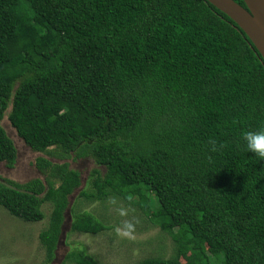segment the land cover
Returning <instances> with one entry per match:
<instances>
[{"label": "trees", "instance_id": "trees-1", "mask_svg": "<svg viewBox=\"0 0 264 264\" xmlns=\"http://www.w3.org/2000/svg\"><path fill=\"white\" fill-rule=\"evenodd\" d=\"M6 111L31 150L93 159L80 197L156 219L172 253L135 264H264V159L242 139L264 128V60L207 0H0V121ZM15 160L0 124V162ZM34 165L44 179L0 178V207L37 222L51 204L38 234L48 263L80 176ZM70 215L72 232L111 227ZM65 260L98 264L82 248Z\"/></svg>", "mask_w": 264, "mask_h": 264}, {"label": "rangeland", "instance_id": "rangeland-1", "mask_svg": "<svg viewBox=\"0 0 264 264\" xmlns=\"http://www.w3.org/2000/svg\"><path fill=\"white\" fill-rule=\"evenodd\" d=\"M7 111L0 124L16 147V160L12 167L0 162V178L17 182L35 177L44 179V175L34 164L36 157L45 156L53 162H67L69 168L77 170L80 185L68 196L54 257L48 263H45V251L39 242L38 234L47 226L51 204H43L45 216L37 222H25L15 218L0 207V264H74L65 260L67 253L74 248L84 249L98 264H135L146 257L171 255L172 241L154 224V217L147 218L120 197L108 196L105 200L94 201L80 197L81 190H88L91 171L98 167L92 158L58 160L31 150L10 125ZM131 192L136 193L135 185L132 186ZM70 209L91 212L111 227L96 234L72 232Z\"/></svg>", "mask_w": 264, "mask_h": 264}, {"label": "water", "instance_id": "water-1", "mask_svg": "<svg viewBox=\"0 0 264 264\" xmlns=\"http://www.w3.org/2000/svg\"><path fill=\"white\" fill-rule=\"evenodd\" d=\"M233 20L248 36L264 60V0H207Z\"/></svg>", "mask_w": 264, "mask_h": 264}, {"label": "clouds", "instance_id": "clouds-1", "mask_svg": "<svg viewBox=\"0 0 264 264\" xmlns=\"http://www.w3.org/2000/svg\"><path fill=\"white\" fill-rule=\"evenodd\" d=\"M247 150L254 152L264 159V128L255 131H247L242 137Z\"/></svg>", "mask_w": 264, "mask_h": 264}]
</instances>
